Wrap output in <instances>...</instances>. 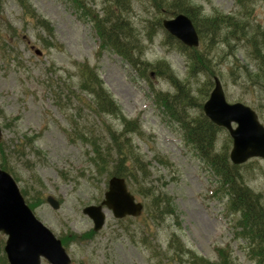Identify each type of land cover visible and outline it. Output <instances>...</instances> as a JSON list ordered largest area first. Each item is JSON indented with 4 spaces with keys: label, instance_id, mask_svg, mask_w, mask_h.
<instances>
[{
    "label": "rangeland",
    "instance_id": "1",
    "mask_svg": "<svg viewBox=\"0 0 264 264\" xmlns=\"http://www.w3.org/2000/svg\"><path fill=\"white\" fill-rule=\"evenodd\" d=\"M27 1L39 17L49 20L52 34L38 27L17 0L1 1L0 150L21 193L28 194H22L26 203L40 198L33 213L64 241L71 264H199L189 255L177 258L168 246L172 234L210 262L226 256L234 264H260L241 237L217 177L183 140L179 125L154 96L155 91L174 93L172 84L155 68H148L149 77H142L121 55L101 49L93 21L72 0ZM191 1L202 15L222 12L246 22V34L264 30V0H251L245 9L237 0ZM83 2L91 13L103 15L105 0ZM131 2L128 16L142 44L141 58L149 64L166 62L175 78L190 86L195 102H201L209 75L190 74V63L173 40L167 41L164 27L151 31L157 14L149 0ZM246 34L227 44L213 42L210 68L222 82L227 101L248 104L264 125V89L248 79L257 68ZM197 48L203 49L202 38ZM83 62L97 69L126 118L139 121L140 133H134L131 141L148 161L150 172L146 185L142 180L127 181L128 190L144 205L142 214L118 220L105 207L103 227L95 232L92 219L82 210L100 204L110 176L92 164L94 146L88 142L112 147L107 131L119 134L123 123L90 108L91 99L79 88L78 68ZM188 112L196 115L200 109L194 104ZM215 140L217 150L227 143L230 150L232 139L226 128L219 130ZM112 165L107 167L110 172ZM239 172L264 207V159L251 158ZM148 187L172 198L176 217L149 223ZM51 195L59 202L58 209L46 202ZM5 239L0 232V257ZM41 264L50 263L42 259Z\"/></svg>",
    "mask_w": 264,
    "mask_h": 264
},
{
    "label": "trees",
    "instance_id": "2",
    "mask_svg": "<svg viewBox=\"0 0 264 264\" xmlns=\"http://www.w3.org/2000/svg\"><path fill=\"white\" fill-rule=\"evenodd\" d=\"M0 0V4H1ZM21 8L30 11V17L36 21L38 27L52 34L49 20L42 19L27 4V0H17ZM75 6L83 8L84 13L93 21V26L100 40L101 49H109L114 53L121 55L124 60L138 70L142 77H149L146 73L148 68H155L157 74L164 76L174 87L175 92L155 91L154 96L157 102L164 108L165 113L179 125L182 130L183 140L192 146L198 152L200 158L208 165L213 175L217 177L220 191L228 197V209L237 217L238 228L241 237L247 240L251 248V255L256 261L264 264V207L261 204L257 194L250 191L244 185L242 175L239 172L241 165H234L229 161L228 143L216 149V136L219 128L212 123L203 113L202 100L207 98L208 89L214 85L211 76L216 75L210 68L211 59H209L210 51L215 47L210 46L213 42L228 43L229 40H242L245 37V28L247 23H241L234 16L225 15L222 12H214L208 15H202L200 8L191 0H149L152 8L157 15L151 21V31L162 29V20L171 18L178 13L187 14L195 25L199 36L202 38L201 48H189L179 43L176 38L165 34L167 41L173 40L180 52L186 57L190 63V74L197 76L200 72L208 74L206 81L207 88L202 91L201 102H195V97L191 94L190 86L180 82L174 76V73L166 62L157 64H149L143 60L141 43H138L136 30L132 27L128 14L132 11L133 4L131 0H105L103 7L104 13H91L90 9L85 6L83 0H72ZM251 0H237L238 4L244 9ZM107 2H109L107 4ZM149 31V32H151ZM51 33V34H50ZM221 35V36H220ZM247 35V42L252 49L251 57L256 62L257 71L254 74H248V79L252 80L253 85H259L264 89V30L257 31ZM80 76L79 88L86 93L91 99L90 108L102 115H110L116 120L122 121L123 129L119 134L113 133L109 128L110 144L106 143V147L99 141H90V145L94 146L92 164L99 171H108L109 176L123 177L126 181L136 179L137 182L142 180L145 185L148 184L147 177L149 175V163L144 160L143 156L138 153L131 141L134 133H140V123L136 118L128 120L123 114L122 109L118 106L115 99L104 86L97 69L90 64L83 62L78 68ZM250 77V78H249ZM83 92V93H84ZM196 105L200 109V113L196 115L188 112L189 107ZM84 138V137H83ZM1 143V142H0ZM2 160L0 168L4 171L13 173L9 166V161L4 153L0 150ZM112 155L117 156L116 159ZM112 165L111 172L108 166ZM150 203L147 205V215L149 223L157 222L161 217H176L172 198L164 192H156L152 187H148ZM22 194L28 195L26 190ZM40 198H33L29 206L35 208ZM168 246L178 257L188 255L193 260H198L199 264H234L226 256H222L219 262H210L199 256L192 249L183 246L177 236L172 234ZM189 258V257H188ZM1 264H7L5 254L0 257Z\"/></svg>",
    "mask_w": 264,
    "mask_h": 264
},
{
    "label": "water",
    "instance_id": "3",
    "mask_svg": "<svg viewBox=\"0 0 264 264\" xmlns=\"http://www.w3.org/2000/svg\"><path fill=\"white\" fill-rule=\"evenodd\" d=\"M162 25L169 35L176 37L186 47H198L199 36L186 14L164 19ZM214 82L209 98L202 105L203 112L212 123L228 130L232 139L230 161L238 165L246 163L249 158H264V125L258 115L249 105L228 102L218 77H214ZM1 135L0 126V139ZM47 202L55 209L60 207L52 196L47 197ZM100 203L83 209V213L92 218L96 231L105 221L104 206L112 210L117 218L127 215L136 217L143 209V204L135 201L127 190L125 179L116 176L110 178ZM0 232L7 236L4 252L8 264H41L42 258L51 264H71L61 240L35 217L11 174L1 168Z\"/></svg>",
    "mask_w": 264,
    "mask_h": 264
}]
</instances>
